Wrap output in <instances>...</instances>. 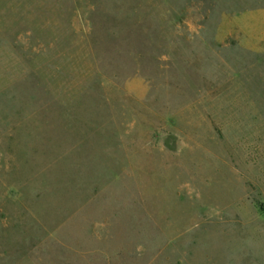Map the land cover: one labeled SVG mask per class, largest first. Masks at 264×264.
<instances>
[{
	"label": "rangeland",
	"instance_id": "rangeland-1",
	"mask_svg": "<svg viewBox=\"0 0 264 264\" xmlns=\"http://www.w3.org/2000/svg\"><path fill=\"white\" fill-rule=\"evenodd\" d=\"M0 264H264V0H0Z\"/></svg>",
	"mask_w": 264,
	"mask_h": 264
}]
</instances>
